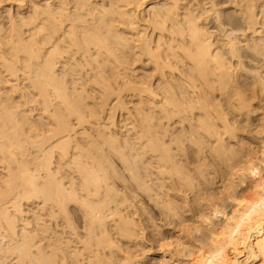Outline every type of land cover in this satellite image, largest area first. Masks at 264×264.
Returning <instances> with one entry per match:
<instances>
[{
	"label": "clouds",
	"instance_id": "1",
	"mask_svg": "<svg viewBox=\"0 0 264 264\" xmlns=\"http://www.w3.org/2000/svg\"><path fill=\"white\" fill-rule=\"evenodd\" d=\"M0 264H264V0H0Z\"/></svg>",
	"mask_w": 264,
	"mask_h": 264
},
{
	"label": "bare ground",
	"instance_id": "2",
	"mask_svg": "<svg viewBox=\"0 0 264 264\" xmlns=\"http://www.w3.org/2000/svg\"><path fill=\"white\" fill-rule=\"evenodd\" d=\"M253 212L255 211V209L252 210ZM249 215H251V212L249 213ZM195 255H201V253H196ZM154 258H158V254H154Z\"/></svg>",
	"mask_w": 264,
	"mask_h": 264
},
{
	"label": "rangeland",
	"instance_id": "3",
	"mask_svg": "<svg viewBox=\"0 0 264 264\" xmlns=\"http://www.w3.org/2000/svg\"><path fill=\"white\" fill-rule=\"evenodd\" d=\"M191 226H187L185 230H189Z\"/></svg>",
	"mask_w": 264,
	"mask_h": 264
}]
</instances>
